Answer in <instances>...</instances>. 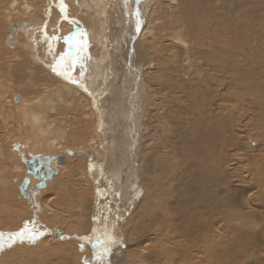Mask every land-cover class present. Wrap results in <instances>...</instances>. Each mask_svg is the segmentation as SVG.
I'll return each mask as SVG.
<instances>
[{
	"label": "bare ground",
	"instance_id": "6f19581e",
	"mask_svg": "<svg viewBox=\"0 0 264 264\" xmlns=\"http://www.w3.org/2000/svg\"><path fill=\"white\" fill-rule=\"evenodd\" d=\"M78 1L80 19L72 0H62L67 18L61 0H0V24L8 29L2 43L22 48L6 64L14 68L13 84L0 83V232L27 223L43 233L35 242L6 244L0 264H264V201L253 198L257 183L264 188V0ZM120 25L130 33L118 55ZM61 56L71 80L52 70ZM151 77L179 93L169 99L176 105L171 124L169 110L149 99L154 94L143 101ZM155 122L159 129L150 126ZM248 124L262 140L239 139L250 178L232 180L227 163L237 159L228 154L242 151L238 138L250 132ZM28 153L77 161L79 190L87 189L78 195L76 183L65 186L67 163L60 166L45 192L33 194L40 206L33 217L16 198L26 175L17 157L30 159ZM124 182L136 189L115 197ZM61 224L65 236L56 237ZM106 233L119 243L101 261L93 245Z\"/></svg>",
	"mask_w": 264,
	"mask_h": 264
},
{
	"label": "rangeland",
	"instance_id": "374dc122",
	"mask_svg": "<svg viewBox=\"0 0 264 264\" xmlns=\"http://www.w3.org/2000/svg\"><path fill=\"white\" fill-rule=\"evenodd\" d=\"M69 1H71V0H69ZM72 1H73V2H72V5H71V11L74 12L75 16H77V17L79 18L80 15H81L79 12H81L82 14H84V13H85V8L83 7L82 4H81V6L78 5V4H76V2H77L78 0H77V1H76V0H72ZM79 1H81V0H79ZM79 1H78V2H79ZM167 1H169V0H165V3H166V4H167ZM73 3H74L75 5H73ZM169 3H170V1H169ZM4 6H6V5H4ZM77 6H79V7H77ZM75 8H76V9H75ZM77 8H78L79 10H77ZM82 8H83L84 10H83ZM74 9H75V10H74ZM76 11H79V12H76ZM106 12H108V10H105V13H106ZM115 12H117V10H115ZM117 13H118V12H117ZM20 17H21V16H20ZM79 19H80V18H79ZM117 20H118V19H117ZM0 21H1V16H0ZM11 22L14 23L13 20H11ZM80 22H81V23H84L83 20L80 21ZM30 25H31V24L27 25V26H29V27L27 28L28 33H32V30H35V28L33 27L34 25H31V26H30ZM127 26H128V25H127ZM127 26L125 27V29H124V26H122V25L119 26V27H120V30H121V31H124V32L126 31V33H124V32H123V33H122V32H118V33H120V35H117L118 33L115 31V37H114V42H115V43H114V46H115L116 43H117V44H116V46H115V50H114V51H118V52H116V54H118V55H121V51H122V49H123V47H124V46H122V45H123L122 42H126L125 39H127V35H129V33H130V32L128 33V31H129V26H128V27H127ZM3 27H4V28H3ZM30 27H31L32 29H31ZM46 28H47V27H46ZM46 28H45V29H46ZM122 28H123V29H122ZM2 29H3V30H2ZM5 30H8V29H7V28L5 29V26H2V25L0 24V37H1V38H0V45H1V47H0V51H1L0 53H1V54H0V55L3 56V57H0V59L2 58V61L0 60V63L2 62V63L0 64V71H1V73H0V83H1V84H4V85L6 84L5 82H7V83L10 82V83L13 84V81H12V80H14V79L12 78V77H13V73H14V71H13L14 68L9 69V71H8V69H7V66H8V65H6V64H9V63L11 64V63H13L12 61H13V58L15 57L14 55H19L20 52H21V50H22V48H20L19 45L17 46V44L13 45L12 47H9V45L5 44L6 41L3 42L6 46L2 43V41H3V39H5V35H6V34H5ZM1 32H2V33H1ZM28 33H27V34H28ZM121 33H122V34H121ZM35 34H36V33H35ZM25 35H26V34H24V37H25ZM3 36H4V38H3ZM118 36H119L120 38H122V39H119V40H122V41H118V39H117ZM115 39H116V40H115ZM87 40H88V39H87ZM116 41H117V42H116ZM168 41H169V40H168ZM24 42H25V41H24ZM119 42H120V43H119ZM169 42L174 43L173 41H171V39H170ZM3 45H4V46H3ZM7 46H8V47H7ZM14 46H16V48H14ZM176 46H178V45H176ZM18 47H19V49H18ZM9 48H10V49H9ZM92 48L95 49L94 47H92ZM179 48H180V47H179ZM4 49H5L6 51H7L8 49H9V50L6 52ZM120 49H121V50H120ZM3 50H4L5 52H4ZM9 51H10V52H9ZM12 51H14V52H12ZM18 51H19V52H18ZM2 52H3V53H2ZM17 52H18V53H17ZM119 53H120V54H119ZM4 54H5V55H4ZM7 54H9L11 57H10V56H6ZM136 54H137V56H136ZM138 54H139L138 52L135 53V55H134L135 60H136V59L139 60V55H138ZM12 56H14V57H12ZM113 56H114V54H113ZM4 57H5V58H4ZM6 57H7V58H6ZM8 57H9V58H8ZM11 58H12V61L10 60ZM4 59H5V60H4ZM6 59H8V60H6ZM4 61H5V62H4ZM9 61H10V62H9ZM8 62H9V63H8ZM5 65H6V66H5ZM141 65H142V64H141ZM143 65H144V64H143ZM143 65L141 66L142 69H143V67H146L145 65H144V66H143ZM4 68H5V69H4ZM9 68H10V67H9ZM3 70L6 71V72L8 71V73L4 72V73H5V74H4V73H3ZM10 71H11V74H12V75L10 74ZM141 72H142V71H141ZM143 72L145 73L144 70H143ZM143 72L141 73V76H142V77H144ZM8 74L11 75V77L8 76ZM5 76H6V77H5ZM145 76H146V75H145ZM8 77H9V78H8ZM142 77H141V78H142ZM10 78H11V79H10ZM144 78H145V77H144ZM151 78H152L153 80L150 81L151 85H148V86H147L148 88L146 87V89L148 90V91H147L148 94L146 93V96H147V97H146L145 99H143V101H147V100H148V97L151 95V93L154 94L153 96L151 95L152 98L150 97L149 99H150L151 101L153 100V103H154V104H155V102L159 103V101H161V102H160V103H161V104H160V105H161L160 107L163 106V107H166V108L169 110V112L166 113V114H168V115H167V118H168V116H172L171 118L169 117L170 120H167V121H169V123L172 121V123H173V122H174V119H175L174 114L176 115V111L174 110V112H172V111H173V110H172V107H173V109H174V107H175L176 105H173V101H171V100H173V99H172L173 97H174V100L177 99L176 97H177V95H178L179 93H175V90L173 89L172 84H169V83H167V82H165V81H164V83H163V80H162V81H160V84H163L164 86H163V85H162V86L165 87V88H163L162 86H161L162 88H160V84H159V82H158L157 80H155L153 77H151ZM6 80H7V81H6ZM154 81H155V82H154ZM8 84H9V83H8ZM152 84H153V85H152ZM158 85H159V86H158ZM152 86H154V87L152 88ZM156 86L159 87V88H156ZM101 87H102V85H101ZM167 87H168V88H167ZM154 88H155V89H154ZM149 89H150L151 91H150ZM156 89H157V92H158L160 95H159L156 91H154V90H156ZM158 89H159V90H158ZM162 89H163V90H162ZM164 89H165V90H164ZM160 90H161V91H160ZM152 91H153V92H152ZM162 91H163L164 94L161 93ZM165 91H166V92H165ZM168 91H172L173 94H172V92H171V93L169 92L170 94L167 93ZM22 92H23V91H22ZM149 92H150V93H149ZM155 92H156V93H155ZM165 93H166V94H165ZM144 94H145V93H144ZM157 94H158L159 96H158ZM161 94H162V95H166V96H163V97H162ZM167 94H169V95H167ZM174 94H175V95H174ZM128 95H129V94H127V96H128ZM148 95H149V96H148ZM156 95H157V96H156ZM173 95H174V96H173ZM168 96H169V97H168ZM170 96H172V97H170ZM179 96H180V95H179ZM181 96H182V95H181ZM154 97H155V98H154ZM157 97H160V98H157ZM165 97H166V99H167L168 101L165 99ZM153 98H154V99H153ZM156 98H157V99H156ZM161 98H162V99H161ZM163 98H164L165 100H164ZM169 99H171V100L169 101ZM154 100H155V101H154ZM157 100H158V101H157ZM166 102H168V103H166ZM169 102H170V103H169ZM153 103H152V105H151L150 107L153 106ZM162 103H165V105H162ZM168 105H170L171 107L168 106ZM126 106H127V105H126ZM154 107H156V106H154ZM168 107H169L170 109H169ZM156 108H158V106H157ZM175 109H176V107H175ZM162 114H165V112L162 113ZM166 114H165V115H166ZM172 114H173V115H172ZM141 118H144V119H145V116H143V117H141ZM167 118H166V119H167ZM145 123H148V121L145 120ZM139 124L144 128V125H143L142 122H140V120H139ZM151 124H152V125H151ZM151 124H150V126L153 127V128H158V129H159V127H160V125H158L157 122H155V123H151ZM154 124H155L156 126H155ZM170 124H171V123H170ZM1 125H2V124H1ZM249 125H250V124H248L246 127H244V131H246V132H247V131H250V132H249V133H248V132L245 133L244 136H239L238 140H239V139H240V140H243L244 137H248V138H250V140H249L250 142H252L253 139H256L257 142H260V141L262 140V138L257 137V134H254V135L252 134V133H256V132H255V129H256V128L254 127V128L252 129V128H250ZM12 126H13V127L16 126L14 122H13ZM12 126H9V127H12ZM148 126H149V124H148ZM154 126H155V127H154ZM248 126H249V127H248ZM0 127H1V129H2V126H0ZM175 127H176V125L173 126V128H175ZM153 128H152V129H153ZM166 129H167V131H166ZM171 130H172V128H165V132H167L169 135H170ZM253 130H254V132H253ZM143 133H144V131H143ZM143 133L141 134V132H140V136H139L140 139L144 137V136H143ZM153 134H154V133H153ZM250 134H251L252 136H251ZM247 135H249V136H247ZM255 135H256V136H255ZM250 136H251V137H250ZM255 137H256V138H255ZM259 139H261V140H259ZM238 140H237V141H238ZM240 140H239L238 142H239V145H242V144H243V145L241 146V150H242V151L238 150V151H240V152L237 151V154H233V153H235V152H231V153L228 154L229 156H230V155H233L234 160L237 159L235 162H231L232 164L229 163V162L227 163V165L229 164L228 167L231 169V171H230V175H231L232 177H234V178H231L232 180H241V179H243L244 177H248V176H249V172H248L249 170H248V168H249L250 166L247 165V163H246V160H245V159H246V156H247V155H245V154H246L247 152L244 151V150H247V149H244V148H246V146H245L244 142H243V141H240ZM241 142H242V143H241ZM139 144H141V143L139 142ZM246 145H247V143H246ZM259 147H260V146H259ZM259 147H257V151H258V152H260L261 150L264 149V147H263V149H261L262 146H261L260 148H259ZM242 148H243V149H242ZM254 149H255V151H256V147H255ZM39 153H40V154H49L50 152H45V151H44V152H39ZM240 153L243 154V155H242V154H241V155L244 157V159L242 160L241 163L237 164V161H238V160L240 161V156H241ZM251 153H252V152H251ZM251 153H250V154H251ZM254 153H255V154H254ZM57 154H59V153H57ZM57 154H56V155H57ZM252 154L258 156V155H257V154H258L257 152H253ZM261 154H262V152H260L259 155H261ZM242 156H241V157H242ZM75 158H76V159H73V160H79V159H80V157H75ZM231 158H232V157H231ZM17 160H18L19 162H21V161H20V156H19V154H18ZM234 160H233V161H234ZM68 161H69V159H68ZM244 161H245V162H244ZM71 162H72V163H71ZM71 162H67V164L65 165V166H67V167H66L67 174H66V172H65V175H68V180H71L72 183H71L70 181H67L66 184H64V185H65V186H71V184L76 183V184H77V185L75 184V185H76V189H77L76 193L78 192L77 194L80 195V192L85 191L84 188L87 189V187H86V185H82V186H83V187H82V191L79 190V185H80L81 182L78 180V173H79L80 171H82V170H80V169H81L80 166H79L80 168H79L78 166L76 167V162H77V161H72V160H71ZM21 163H22V162H21ZM234 163H235V164H234ZM22 164H23V163H22ZM23 165H24V164H23ZM230 165H231V166H230ZM234 165H236V166L239 165V166H241V167L239 168V167H236V166H234ZM245 166H246V167H245ZM251 166H252V165H251ZM24 167H25V166H24ZM71 168H72V169H71ZM235 168H236V169H235ZM70 170H71V171H70ZM77 170H78V171H77ZM68 171H69V172H68ZM231 172H232V173H231ZM233 172H234V173H233ZM72 174H73V176H72ZM108 174H109V175H108ZM236 174H237V175H236ZM247 174H248V176H247ZM75 175H76V177H75ZM235 175H236V176H235ZM107 176H109L108 178L110 179V173H109V172L107 173ZM72 177H73V178H72ZM236 177H237V178H236ZM71 178H72V179H71ZM235 178H236V179H235ZM248 178H250V176H249ZM74 181H75V182H74ZM122 184H123V183H122ZM138 184H139L140 186L142 185V186H141V189H142V191H144V188H143V181H142V180H139V181H138ZM84 186H85V187H84ZM129 186H132V185H131V184H126V183L124 182V184H123L122 186H120V187H116V189H115V197H116V196H118V197H119V196H123V194H124V196H127V195H128L127 197H130L131 194H132V192L136 189V187H134V186H136V185H133L132 187H129ZM257 186H258L259 188H258ZM122 187H124V188H122ZM255 187H257V188H256V191H257V192H256V191L254 192L253 198H256V199H257V197H261V198H258V199H260L259 201H258V200H255V201H256L255 203H257V201H258L257 204L263 206V203H262L261 201H264V191H263L264 188H263V186H262L261 184H258V183L256 184ZM261 187H262V188H261ZM117 188H118V189H117ZM130 188H133L134 190H133V189L130 190ZM45 190H46V189L42 190L41 192H45ZM116 191H117V192H116ZM130 191H131V192H130ZM18 192H19V191H18ZM60 192L63 193V192H64V189H63L62 191L59 190V191H58V194H59ZM126 192H129L130 195H129L128 193H126ZM262 193H263V194H262ZM59 195H60V194H59ZM259 195H260V196H259ZM19 196H20V194H19ZM142 196H143V194H142ZM16 198H17L18 201H25L26 205L28 204L27 200H25L24 198L22 199L21 196H20V198H18V197H16ZM36 199H37V198H36ZM61 199L63 200V199H66V198L63 197V198H61ZM261 199H263V200H261ZM37 201H38V199L36 200V203H37V206H39V204H38ZM1 204H2V203H1ZM61 204H63V203H61ZM28 205H29V204H28ZM28 205H27V206H28ZM0 206H1V205H0ZM29 206H30V205H29ZM37 206H35V207H37ZM39 207H40V206H39ZM39 207H38V208H39ZM29 208H30L29 212L31 213V215H32L33 217L36 216L38 213H40V212H39L40 208H39V209L36 208L37 210H36L35 208H32V209H31V206H30ZM33 209H35V212L33 211ZM63 210H64V211H67L66 209H63ZM75 213H76V214H77V213L79 214L80 212H75ZM75 213H74V214H75ZM43 215H44V214H43ZM45 216H50V212H49L48 210H47V214L45 213ZM58 216H60V215H58ZM37 217H39V216H37ZM66 219H67L66 221H67L69 227H70V226H76V224H77V226H78V223L72 221V219H70V218H66ZM59 222H60V220H59ZM64 224H65V223H64ZM61 225H62V224H61ZM61 225H60V227H61ZM62 226H63V227H62L63 229L61 228V229H62L61 231L56 230L55 228H57V227H54V228L52 227V228L56 231V232H55L56 237H57V232H59L60 234H61V232H63L62 235L65 236V235H64V232H65V230H66L67 227L64 226V225H62ZM48 227H51V226L48 225ZM65 227H66V228H65ZM65 234H66V233H65ZM66 235H67V234H66ZM78 235H79V234H77V235L74 234L73 237H72L73 239H70V240H74V241H75L74 237L77 238ZM66 237H68V235H67ZM68 238H69V237H68ZM70 240L68 239L67 241H70ZM120 255H121V254H120Z\"/></svg>",
	"mask_w": 264,
	"mask_h": 264
},
{
	"label": "water",
	"instance_id": "95a60500",
	"mask_svg": "<svg viewBox=\"0 0 264 264\" xmlns=\"http://www.w3.org/2000/svg\"><path fill=\"white\" fill-rule=\"evenodd\" d=\"M19 26V23H15L10 31V35L12 37L15 36L16 28ZM8 41L9 43L14 42V38L10 40L9 37ZM19 145L16 143L14 144V148L17 149ZM68 153V152H67ZM30 159H27V156L24 154H21L20 161L24 164L26 168V175L25 178L21 181V185L19 187V194L22 198L28 199L31 202V208H38L35 207L37 205H33L34 203V195H36V190L44 189L46 182L48 180H51L54 176L58 175L59 173V167L63 166L67 163V157L63 154H58L56 156H49V155H39V154H27ZM71 156L73 157H80L81 152L72 153ZM55 161L57 166L55 168L51 167V163ZM31 179L35 180V184L33 185V188L31 189ZM18 198H20L18 196ZM35 209L33 211L35 212ZM3 233H10V232H3ZM7 237H4V243L7 244ZM116 255L119 254V252L115 253Z\"/></svg>",
	"mask_w": 264,
	"mask_h": 264
},
{
	"label": "snow or ice",
	"instance_id": "6c2138e0",
	"mask_svg": "<svg viewBox=\"0 0 264 264\" xmlns=\"http://www.w3.org/2000/svg\"><path fill=\"white\" fill-rule=\"evenodd\" d=\"M128 0H125V6L127 5ZM60 8L61 13L64 15V18H67L66 16V5L63 4L62 0L60 4L58 5ZM135 25L137 30H139L140 25V13L139 10H135ZM44 38L47 39H60L59 37H51L49 38L47 34H44ZM67 39V38H66ZM65 67V57L61 56L60 59L57 61V63L52 67V70L54 72H57L60 75H64L66 79H72L70 74L66 73L64 70ZM75 82V81H73ZM38 207V206H37ZM42 232H38L32 228H29L27 223L25 224L24 228H22L19 232L16 233H3L0 232V250H3L5 247L4 243V237H7V246L11 247L12 243L15 242L17 239L20 241H23L25 238H27L30 242H35L37 236L42 235ZM90 239V238H86ZM116 243H119L111 234L106 233L105 239L103 241H99L97 244H94L93 247L96 248V256L98 260L104 261L106 257L111 252V248Z\"/></svg>",
	"mask_w": 264,
	"mask_h": 264
}]
</instances>
